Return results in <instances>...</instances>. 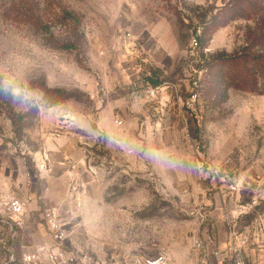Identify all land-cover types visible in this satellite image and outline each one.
<instances>
[{
  "label": "rangeland",
  "instance_id": "obj_1",
  "mask_svg": "<svg viewBox=\"0 0 264 264\" xmlns=\"http://www.w3.org/2000/svg\"><path fill=\"white\" fill-rule=\"evenodd\" d=\"M226 2L0 0V198L32 199L21 226L0 204V264L54 244L49 209L75 251L264 263V94L215 63L264 59V19L195 40Z\"/></svg>",
  "mask_w": 264,
  "mask_h": 264
},
{
  "label": "built area",
  "instance_id": "obj_2",
  "mask_svg": "<svg viewBox=\"0 0 264 264\" xmlns=\"http://www.w3.org/2000/svg\"><path fill=\"white\" fill-rule=\"evenodd\" d=\"M145 94L154 97L157 94V88L149 87L145 89ZM32 199H22L18 196L6 194L1 196L0 204L7 216L15 225L21 226L24 223L28 204ZM46 224L50 235L54 240L52 246L39 247L35 253L26 257L27 264H173L170 258L165 254L147 255L144 253H129L126 255L89 254L83 251H75L67 246V233L61 223V220L55 210L49 209L45 215ZM249 239L241 240L246 245ZM264 242V240H260ZM213 246V242L209 241ZM201 244L198 242V247ZM215 246V245H214ZM213 255H218L217 248H214ZM235 264H244L243 257L234 258ZM219 264H222L219 262Z\"/></svg>",
  "mask_w": 264,
  "mask_h": 264
},
{
  "label": "trees",
  "instance_id": "obj_3",
  "mask_svg": "<svg viewBox=\"0 0 264 264\" xmlns=\"http://www.w3.org/2000/svg\"><path fill=\"white\" fill-rule=\"evenodd\" d=\"M256 17L264 19V0H227L220 8H214L211 22L206 23L202 35H197V46H203L201 42L202 36L208 27H224L232 21L236 20H253ZM247 50V49H246ZM224 66H229L228 75L229 79L235 84L236 88L248 89L251 92H260L264 94V83L258 87L257 80L250 81L248 77L253 73L264 75V59L256 56L255 54L247 53L243 50L236 53L231 57L221 55L215 60ZM260 74V75H261ZM261 75V77H262ZM147 81L154 87H158L160 83L153 80L151 77ZM262 82L264 78L262 77ZM60 92L57 91V94Z\"/></svg>",
  "mask_w": 264,
  "mask_h": 264
},
{
  "label": "crops",
  "instance_id": "obj_4",
  "mask_svg": "<svg viewBox=\"0 0 264 264\" xmlns=\"http://www.w3.org/2000/svg\"><path fill=\"white\" fill-rule=\"evenodd\" d=\"M65 109H66V107L59 108V109H55V110L52 111L51 115H55V114H57V113H59V112H62V110L64 111ZM58 145H60L59 142H58L57 145H56V144H53L52 149H54V150H58V151H61L62 153H64V151H65L64 147H58ZM8 194H10V193H8ZM212 242H213V245H215V247H217V245L219 244L218 240H216L217 245L215 244L214 241H212ZM225 242H228V241L226 240ZM255 243H256V242H255ZM217 250H218V249H217ZM219 250H220V249H219ZM219 250H218V251H219ZM211 251L214 252V249H213V250H210L209 248L207 249V252H211ZM247 251L249 252V253H247V254L252 255V256L254 257L255 254H253V252H254L253 249L248 248ZM247 251H246V252H247ZM224 252H225V251H224ZM219 253H221V252H219ZM219 253H218V254H219ZM251 253H252V254H251ZM227 256H228V255H227ZM212 257H218V258H219V255H213ZM261 257H262V256H261Z\"/></svg>",
  "mask_w": 264,
  "mask_h": 264
},
{
  "label": "flooded vegetation",
  "instance_id": "obj_5",
  "mask_svg": "<svg viewBox=\"0 0 264 264\" xmlns=\"http://www.w3.org/2000/svg\"><path fill=\"white\" fill-rule=\"evenodd\" d=\"M260 242L258 239H249L246 243V246H253L254 243ZM244 264H264L262 260H260V255H252L246 254L244 257Z\"/></svg>",
  "mask_w": 264,
  "mask_h": 264
}]
</instances>
